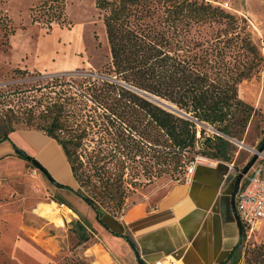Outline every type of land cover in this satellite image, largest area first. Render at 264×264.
<instances>
[{"label": "trees", "instance_id": "16d2710c", "mask_svg": "<svg viewBox=\"0 0 264 264\" xmlns=\"http://www.w3.org/2000/svg\"><path fill=\"white\" fill-rule=\"evenodd\" d=\"M2 2L0 47L6 51L16 29L2 12ZM93 2L101 13L108 45L104 78L83 77L71 83L52 78L59 88L41 92L34 105L24 109L22 121L35 123L37 132L56 143L72 178L78 169L88 172L86 179L108 173L104 184H110L111 169H126L141 146L156 152L168 149L179 163L180 153L198 143L197 131L204 155L230 161L235 147L229 139L240 140L257 112L239 98L238 85L256 77L264 63L245 20L204 0ZM65 6L66 0H39L29 8L30 22L45 23L48 30L53 23L63 25ZM137 90L164 99L187 116L155 105ZM87 102L95 105L93 116L82 113ZM204 127L211 133H205ZM12 131L10 120L0 124V143L9 140ZM263 139L264 132L258 145ZM64 187L98 213L78 187ZM76 226L83 229L80 222ZM79 238L87 240L83 234ZM254 250V259L264 264V242Z\"/></svg>", "mask_w": 264, "mask_h": 264}, {"label": "rangeland", "instance_id": "374dc122", "mask_svg": "<svg viewBox=\"0 0 264 264\" xmlns=\"http://www.w3.org/2000/svg\"><path fill=\"white\" fill-rule=\"evenodd\" d=\"M38 1L3 0L1 4L2 12L11 19L16 34L9 37V42L12 37V42L15 43L14 48L11 49L10 45L3 51L0 47V124L7 125L10 120L13 128L8 134L11 137V145H0V154L8 146L12 151L14 148L22 149L32 157L30 149L20 147L19 138H22L37 153L33 159L43 172L14 152L12 156L3 159L0 168L5 167L6 170L0 176V205L3 204L0 211L3 209L8 215H17L15 218L5 219L4 222L12 221L17 224L21 237L37 251L47 254L43 264H98L97 250L101 245L94 236L99 230L96 212L73 191L54 189L52 182L65 183L70 179L65 158L52 139L40 133L41 131L37 132L35 123L26 125L22 119L25 121L26 118L24 109L34 105L35 98L41 92L49 88L52 90L59 88L58 85L54 86L52 78L58 77L57 79L68 83L81 80L83 77L104 78L102 71L108 63L104 26L101 13L95 8L93 0H66L64 24L53 23L51 25L53 30H48L47 25L42 22L32 24L29 8ZM204 1L239 19L243 18L252 41L264 58V0ZM76 30L81 32V49H75L67 39V36ZM52 31L62 32L58 42L63 45L60 56L63 62L71 59L74 64L82 63L84 65L82 68L58 73H41L15 66L18 57L23 59L22 53L29 58L34 52L37 37L53 34ZM50 41L51 38L46 39L45 44ZM238 96L253 106L257 112L250 118L241 139L235 140L243 145L229 139L235 150L230 153V161L225 162L234 164L232 169H235V174L238 172L236 168L240 170L250 159L252 152L249 148L257 147L264 132V63L263 70L256 77L243 80L238 85ZM94 106L92 102H87L82 113L93 116L97 112ZM199 128L200 125H197V130ZM204 130L207 134L211 133L208 127H204ZM196 138L198 143L194 148L180 153L179 163L174 162L172 155L167 153L168 149L156 152L154 148L141 146L140 154L126 169L117 167L111 169L110 184H104L108 173H104L100 179L93 175L86 179L83 176L88 172L81 173V169H78L75 179H72L78 190L87 196L99 211L119 217L127 205L141 201L153 202L173 184L183 183L190 176L189 167L210 165L219 161L201 152L199 142L202 138L198 131ZM81 160L85 161V158ZM53 169L58 172L54 177L51 175ZM79 176L81 180L78 179ZM51 201L57 205L56 211L63 218V226H58L53 219L42 217L36 219L34 209L37 205L49 204ZM67 211L71 217H67ZM73 213H76V216H73ZM77 221L83 224L82 230L76 226ZM81 234L87 235L88 244H83L84 242L80 240ZM263 242L264 220L257 230L250 234L242 233L241 240L222 264H262L254 259V248ZM110 248L113 250L112 245ZM98 252L101 253L102 249ZM119 257L116 256V264H137L132 249L128 254L126 252ZM103 261L109 262V259L106 257ZM0 264H9L8 257L4 256L3 252L0 255Z\"/></svg>", "mask_w": 264, "mask_h": 264}, {"label": "crops", "instance_id": "0c3cea01", "mask_svg": "<svg viewBox=\"0 0 264 264\" xmlns=\"http://www.w3.org/2000/svg\"><path fill=\"white\" fill-rule=\"evenodd\" d=\"M52 32L53 34L37 37L34 52L29 58L22 53L23 59L18 57L15 66L41 73L82 68V63L74 64L71 59L63 62L60 57L63 45L58 42L62 32ZM12 37L9 42L11 49L15 45ZM48 38L51 41L45 44ZM67 39L75 49H81L82 38L79 30L68 35ZM19 140L20 147L30 149L32 158L35 157L37 153L34 149L24 139ZM10 141L11 137L0 145H11ZM13 154L7 146L0 154V163ZM5 170V167L0 168V176ZM55 173L58 172L53 169L52 177ZM235 175L228 162L215 161L210 165H195L189 178L183 183L173 184L153 202L141 201L127 205L119 217L98 210L97 220L105 225L103 227L97 221L99 230L94 235L101 245L99 249H102L101 253L97 250L98 264H116V256L120 258L124 253L131 252L128 243L133 246L142 264L164 261L169 264H221L228 259L239 242V227L232 214L230 202L231 184ZM52 184L57 191L69 190L64 186L73 189L76 187L71 173L68 182L54 181ZM16 216L8 215L3 209L0 211V255L3 252L8 257L9 264H43L47 254L37 251L21 237L17 224L12 221L4 222L5 219ZM82 242L86 244L88 238ZM106 257L109 262L103 261Z\"/></svg>", "mask_w": 264, "mask_h": 264}, {"label": "built area", "instance_id": "2783aa9c", "mask_svg": "<svg viewBox=\"0 0 264 264\" xmlns=\"http://www.w3.org/2000/svg\"><path fill=\"white\" fill-rule=\"evenodd\" d=\"M194 166L188 168L190 175ZM232 167L233 164H229V168ZM235 211L246 234L257 230L264 220V155L259 157L241 181L235 196Z\"/></svg>", "mask_w": 264, "mask_h": 264}, {"label": "water", "instance_id": "95a60500", "mask_svg": "<svg viewBox=\"0 0 264 264\" xmlns=\"http://www.w3.org/2000/svg\"><path fill=\"white\" fill-rule=\"evenodd\" d=\"M137 92L145 99H147L148 101L154 103L155 105L169 111L172 112L174 114H177L179 116H187L183 111H181L180 109H178L175 105L165 101L164 99H161L155 95H152L150 93H147L145 91H141V90H137ZM232 140V139H231ZM235 143L239 144V145H243L239 142H236L235 140H233ZM249 150L252 152V156L250 157V159L240 168V170L236 173L232 184H231V194H230V202H231V210H232V214L238 224L239 227V237L241 235V225L239 223V220L237 218V214L235 211V196L236 193L240 187L241 181L244 179V177L247 175V173L249 172V170L251 169V167L254 165V163L257 161V159L260 156L264 155V139L261 142V144H259L256 148H249ZM13 152L15 154H18L19 156H22L25 160L29 161L31 164H33L34 166H36L41 172L42 169L39 168L38 163L30 156H28L22 149H18V148H14ZM129 246L132 249V252L135 256L136 262L137 264H142L138 254L135 252L134 248L132 247V245L130 243H128Z\"/></svg>", "mask_w": 264, "mask_h": 264}, {"label": "bare ground", "instance_id": "6f19581e", "mask_svg": "<svg viewBox=\"0 0 264 264\" xmlns=\"http://www.w3.org/2000/svg\"><path fill=\"white\" fill-rule=\"evenodd\" d=\"M57 205L54 201H51L49 204H39L37 207L34 209V214H36L37 217H42V218H48V219H53L58 226H63V218H61L60 214H57ZM67 217H71L69 215V211L66 212ZM167 261L164 262H158L156 264H167ZM176 264V263H175Z\"/></svg>", "mask_w": 264, "mask_h": 264}, {"label": "flooded vegetation", "instance_id": "af4514ba", "mask_svg": "<svg viewBox=\"0 0 264 264\" xmlns=\"http://www.w3.org/2000/svg\"><path fill=\"white\" fill-rule=\"evenodd\" d=\"M29 162V161H28ZM243 233L242 227H241V234Z\"/></svg>", "mask_w": 264, "mask_h": 264}]
</instances>
